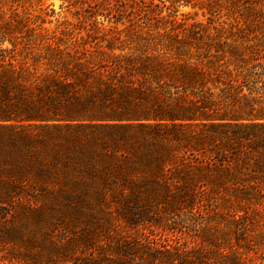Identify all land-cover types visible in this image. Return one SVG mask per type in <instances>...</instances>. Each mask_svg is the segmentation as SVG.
Returning <instances> with one entry per match:
<instances>
[{
  "label": "trees",
  "instance_id": "1",
  "mask_svg": "<svg viewBox=\"0 0 264 264\" xmlns=\"http://www.w3.org/2000/svg\"><path fill=\"white\" fill-rule=\"evenodd\" d=\"M164 1L105 0L104 10L153 21L154 10L172 14L192 0ZM6 34L0 30L1 44ZM60 43L46 40L45 53L20 63L0 48V206L197 204L209 215L203 230L229 228L221 247L209 242L218 247L215 261L196 250L151 248L143 264H264V232L260 253L246 235L250 211L264 218L261 57L216 65L176 37V57ZM219 206L226 210L216 213ZM81 238L83 253L93 244ZM67 240L48 242V262L96 264L73 258ZM110 249L123 255L118 245ZM31 255L37 262L40 254Z\"/></svg>",
  "mask_w": 264,
  "mask_h": 264
},
{
  "label": "rangeland",
  "instance_id": "2",
  "mask_svg": "<svg viewBox=\"0 0 264 264\" xmlns=\"http://www.w3.org/2000/svg\"><path fill=\"white\" fill-rule=\"evenodd\" d=\"M153 2L159 4L160 0ZM164 2L169 5L168 1ZM106 7L105 0H0V30L7 33L0 48L7 49L8 57L13 56L18 63L24 62L27 55L36 58L45 53L46 40L53 46L59 40L63 42L60 44H76L75 47L86 43L85 48L89 50H107L106 42H109L115 54L123 49L124 54L161 53L176 57V37L184 42L185 50L190 45L202 47V56H209L204 62L210 59L221 65L257 57L264 61V0L180 2L172 14L167 9L150 11L154 17H163L159 21L158 17L153 21H144L141 16L138 19V13L127 17L105 11ZM95 12L97 15L91 17ZM204 208L197 204L126 206L114 202L3 205L0 206V264H51L46 255L52 247L48 242L58 245L67 239L74 245L73 258L83 261L93 257L96 264H143L150 259L151 254L147 252L151 248L171 251L177 248L179 253L196 250L213 262L214 250L218 247L209 242L216 239L221 247V233L229 228L223 229L224 225H220L217 231L203 230V220L209 216L203 213ZM223 210L226 208L219 206L215 212ZM250 214L252 224L247 239L256 244L253 247L260 253L264 218L256 212L250 211ZM82 236H87L93 244L83 253ZM230 237L233 241L232 234ZM42 245L44 250L40 252L38 248ZM117 245L123 255L110 249ZM221 250L228 251V248ZM33 253L40 254L37 262L31 259Z\"/></svg>",
  "mask_w": 264,
  "mask_h": 264
}]
</instances>
